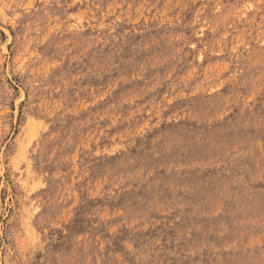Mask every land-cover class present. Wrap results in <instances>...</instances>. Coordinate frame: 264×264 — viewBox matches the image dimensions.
Instances as JSON below:
<instances>
[{
    "label": "rangeland",
    "instance_id": "obj_1",
    "mask_svg": "<svg viewBox=\"0 0 264 264\" xmlns=\"http://www.w3.org/2000/svg\"><path fill=\"white\" fill-rule=\"evenodd\" d=\"M0 264H264V0H0Z\"/></svg>",
    "mask_w": 264,
    "mask_h": 264
}]
</instances>
